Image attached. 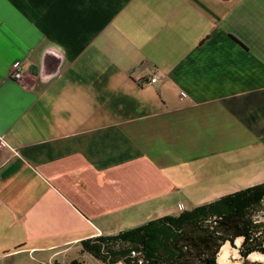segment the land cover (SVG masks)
Returning <instances> with one entry per match:
<instances>
[{"label":"crops","instance_id":"crops-1","mask_svg":"<svg viewBox=\"0 0 264 264\" xmlns=\"http://www.w3.org/2000/svg\"><path fill=\"white\" fill-rule=\"evenodd\" d=\"M1 140L8 264L264 183V0H0Z\"/></svg>","mask_w":264,"mask_h":264},{"label":"trees","instance_id":"trees-1","mask_svg":"<svg viewBox=\"0 0 264 264\" xmlns=\"http://www.w3.org/2000/svg\"><path fill=\"white\" fill-rule=\"evenodd\" d=\"M237 239L244 264H264L247 260L264 256V183L81 246L103 264H219L222 247Z\"/></svg>","mask_w":264,"mask_h":264},{"label":"rangeland","instance_id":"rangeland-1","mask_svg":"<svg viewBox=\"0 0 264 264\" xmlns=\"http://www.w3.org/2000/svg\"><path fill=\"white\" fill-rule=\"evenodd\" d=\"M199 195L196 194L195 198L196 199H188V200H183L182 198H180V200L178 201V203L183 204V206H185L187 209H190L192 207L195 206H200L201 204L199 203ZM168 205H164L163 208L165 209ZM170 206H174V204H170ZM148 214H151L150 212ZM144 222H147L146 219H142V220H128L127 223L134 227L140 224H143ZM242 243V239H237L235 241V247H232L230 245V243L225 244L223 247H228L229 246V251H230V258H229V264H244V260L242 259V257L239 254V247L241 246ZM234 255V256H233ZM260 255V254H259ZM234 257V258H233ZM249 262H257V263H264V260H254L251 259V255L248 257L247 259ZM76 261H78L80 264H95V259L93 257H91L90 255L85 256V258L80 257L79 259H77ZM17 264L20 263V260H17ZM9 261H4V262H0V264H8ZM72 263V262H71ZM70 263V264H71ZM16 264V261H15Z\"/></svg>","mask_w":264,"mask_h":264},{"label":"built area","instance_id":"built-area-1","mask_svg":"<svg viewBox=\"0 0 264 264\" xmlns=\"http://www.w3.org/2000/svg\"><path fill=\"white\" fill-rule=\"evenodd\" d=\"M12 70H13V78L18 81L21 82L23 80V66L21 63L17 62L14 63V65L12 66ZM158 82V77H153L150 81L149 84H155ZM1 146H5V142L3 140H1ZM132 255L134 256L135 253L133 252Z\"/></svg>","mask_w":264,"mask_h":264},{"label":"bare ground","instance_id":"bare-ground-1","mask_svg":"<svg viewBox=\"0 0 264 264\" xmlns=\"http://www.w3.org/2000/svg\"><path fill=\"white\" fill-rule=\"evenodd\" d=\"M230 257L231 256H230L229 246L228 247H222V249H221V251H220V253L218 255L219 264H229V258ZM251 259L264 260V256L263 255H259V254H253V255H251Z\"/></svg>","mask_w":264,"mask_h":264}]
</instances>
